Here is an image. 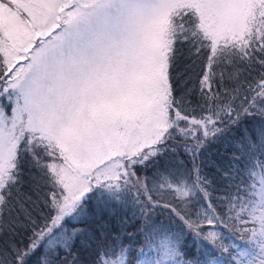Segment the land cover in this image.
<instances>
[{
	"label": "snow or ice",
	"instance_id": "snow-or-ice-1",
	"mask_svg": "<svg viewBox=\"0 0 264 264\" xmlns=\"http://www.w3.org/2000/svg\"><path fill=\"white\" fill-rule=\"evenodd\" d=\"M0 264H264V0H0Z\"/></svg>",
	"mask_w": 264,
	"mask_h": 264
},
{
	"label": "trees",
	"instance_id": "trees-1",
	"mask_svg": "<svg viewBox=\"0 0 264 264\" xmlns=\"http://www.w3.org/2000/svg\"><path fill=\"white\" fill-rule=\"evenodd\" d=\"M184 57H185V59H186V57H187V53H184ZM186 62H187V61H186ZM187 63H190V62H187ZM196 70H198V69H194V70H193V73H192L193 78L195 77V71H196ZM213 151H215V149H213ZM220 151L223 152V149H221ZM76 226H77V227H86V225H83V224H78V225H76ZM132 230H133V229H129V231H132ZM76 244H77V248H78L80 242L77 241ZM73 251H74V253H76V250H75V249H74ZM76 254H78V253H76ZM61 255H62V257H63V253H62ZM87 256H88V254H87V253H84V256H82L81 259L83 260V259L86 258ZM69 259H71V257H69Z\"/></svg>",
	"mask_w": 264,
	"mask_h": 264
}]
</instances>
